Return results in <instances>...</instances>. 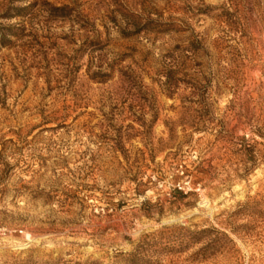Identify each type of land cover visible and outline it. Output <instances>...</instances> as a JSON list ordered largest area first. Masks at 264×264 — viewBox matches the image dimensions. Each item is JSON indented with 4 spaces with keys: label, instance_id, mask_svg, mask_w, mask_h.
I'll return each instance as SVG.
<instances>
[{
    "label": "rangeland",
    "instance_id": "374dc122",
    "mask_svg": "<svg viewBox=\"0 0 264 264\" xmlns=\"http://www.w3.org/2000/svg\"><path fill=\"white\" fill-rule=\"evenodd\" d=\"M0 264H264V0H0Z\"/></svg>",
    "mask_w": 264,
    "mask_h": 264
}]
</instances>
